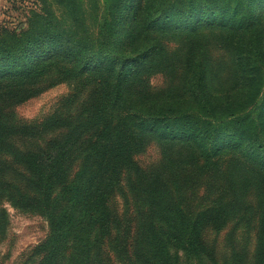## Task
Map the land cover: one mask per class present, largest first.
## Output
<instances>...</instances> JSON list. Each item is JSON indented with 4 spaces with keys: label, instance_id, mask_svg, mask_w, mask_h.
I'll list each match as a JSON object with an SVG mask.
<instances>
[{
    "label": "trees",
    "instance_id": "1",
    "mask_svg": "<svg viewBox=\"0 0 264 264\" xmlns=\"http://www.w3.org/2000/svg\"><path fill=\"white\" fill-rule=\"evenodd\" d=\"M54 2L62 16L0 27V240L8 201L48 218L35 264H264V0H104L95 31L81 0ZM76 80L91 93L74 114L15 119ZM152 142L167 150L145 168ZM224 231L226 258L209 240Z\"/></svg>",
    "mask_w": 264,
    "mask_h": 264
},
{
    "label": "rangeland",
    "instance_id": "2",
    "mask_svg": "<svg viewBox=\"0 0 264 264\" xmlns=\"http://www.w3.org/2000/svg\"><path fill=\"white\" fill-rule=\"evenodd\" d=\"M81 1L88 18V24L95 31L94 17L104 0ZM46 5H51L57 15H63L54 0H0V27L7 25L18 29L24 28L27 26L28 18L35 12H41ZM215 57L216 61L220 57L222 59L226 58L221 53H215ZM150 81L153 86L162 87L166 84L167 79L163 73L159 72L154 74ZM81 84L76 80L61 82L47 88L39 95L15 106V119L22 123H40L54 114L64 116L74 114L91 93V87L83 88ZM168 148L178 160L190 158L191 153L183 147ZM165 150H167V147H160L152 142L147 150L138 156L137 160L145 168L154 167L162 158ZM236 159L235 157L231 158L230 155H225L221 165H234ZM203 191V188H200L198 194L202 195ZM132 201L133 198L125 185L122 190L115 193L111 206L120 218H124L128 217L133 210ZM4 204L8 211V226L0 240V264H35L37 260L41 259V256L35 253L36 248L46 240L50 233L48 218L37 208L16 207L8 201H5ZM255 231V228H253L248 236L250 237V258L255 247ZM209 240H217L222 257L226 258L228 256L230 249L227 246L226 231L218 236L210 234ZM109 255V264H122L111 254Z\"/></svg>",
    "mask_w": 264,
    "mask_h": 264
}]
</instances>
